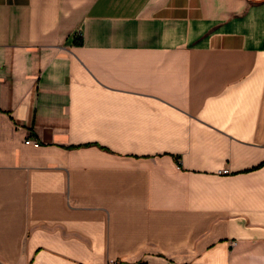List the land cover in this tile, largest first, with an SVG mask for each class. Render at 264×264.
I'll return each instance as SVG.
<instances>
[{"label": "crops", "instance_id": "crops-1", "mask_svg": "<svg viewBox=\"0 0 264 264\" xmlns=\"http://www.w3.org/2000/svg\"><path fill=\"white\" fill-rule=\"evenodd\" d=\"M0 264H264V0H0Z\"/></svg>", "mask_w": 264, "mask_h": 264}, {"label": "built area", "instance_id": "built-area-1", "mask_svg": "<svg viewBox=\"0 0 264 264\" xmlns=\"http://www.w3.org/2000/svg\"><path fill=\"white\" fill-rule=\"evenodd\" d=\"M26 144H32L35 147H39L40 146V142L36 139H28L25 142Z\"/></svg>", "mask_w": 264, "mask_h": 264}]
</instances>
